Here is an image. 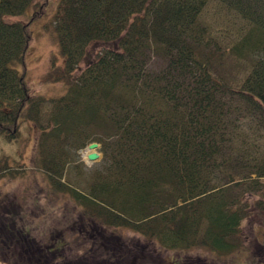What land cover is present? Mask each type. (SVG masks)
I'll return each mask as SVG.
<instances>
[{
    "label": "trees",
    "instance_id": "trees-1",
    "mask_svg": "<svg viewBox=\"0 0 264 264\" xmlns=\"http://www.w3.org/2000/svg\"><path fill=\"white\" fill-rule=\"evenodd\" d=\"M39 1L0 0V136L16 141L21 119L33 122L49 189L106 238L120 242L116 232L128 228L164 251L239 250L244 221L264 213V195L253 199L264 192V0H61L65 65L47 81L67 93L49 111L16 69L49 2ZM31 6L27 22L7 21ZM93 46L100 52L80 71ZM93 143L103 161L74 186L73 170L81 178L84 167L77 152ZM2 220L10 264L17 245L32 259L22 264H99L98 252L105 264L125 263L124 246L84 230L46 247L14 207H0Z\"/></svg>",
    "mask_w": 264,
    "mask_h": 264
},
{
    "label": "rangeland",
    "instance_id": "rangeland-1",
    "mask_svg": "<svg viewBox=\"0 0 264 264\" xmlns=\"http://www.w3.org/2000/svg\"><path fill=\"white\" fill-rule=\"evenodd\" d=\"M46 1L40 0L38 6H42ZM60 1L49 0L44 16L31 25L32 36L24 59L25 62L16 65V69L20 73H24L31 94L47 99L46 109L48 111L50 110L48 108L51 99L61 98L67 93L66 86L63 83L47 81L54 70L63 68L65 65V57L55 31V17ZM33 9V6H31L26 15L22 17L9 16L7 21L10 23L27 22ZM93 47L90 48L86 60L81 64L80 71L86 69L93 61L94 56L100 52L101 48L99 46ZM34 127L33 122H29L23 117L19 139L8 141L4 136H0V166L4 167V171L0 173V207L7 208L9 211L14 207L16 212L18 211L24 218V222L28 224L31 234L40 241L42 246L48 247L54 236L58 238L62 235L65 237H69L68 235L77 236L79 232L81 233L84 230L86 232L85 237L95 238L97 243L103 241L107 245L112 244L118 249L124 246L125 249L120 251L124 264H261L257 260L258 255H262L263 252L260 245H264L263 212L256 213L253 211L251 213L253 217L244 221L241 229L242 247L229 255H220L204 247L164 251L160 246L155 247L152 243V247L151 245L144 246L141 244L144 238L128 228H121L116 232L115 236L118 240L121 238V241L115 242L112 237L106 238L105 235H109L105 230L98 227L94 228L81 220L76 221L78 215L75 214L77 211L74 205L68 199L60 200L61 196L59 197V195L51 192L44 173L38 168V165L36 166L34 152L40 132ZM88 147L89 145L77 152L76 157L84 164V167L81 178L77 175L76 170H73L70 183H74V186H78L81 181V184H83V179L89 176V172L96 169L98 163L103 161L104 157L100 151V145L97 150H89ZM263 195L264 192L261 191L253 199L258 201ZM3 222L4 220L0 221V227L2 228H4ZM19 223L22 224L23 222L19 221ZM2 233L0 228V234L3 236ZM72 242L76 243L77 240L74 239ZM102 245L105 247L104 244ZM111 249L107 248L106 250L110 251ZM0 250L2 251L1 247ZM12 252V264H22V261L30 262L32 260L27 256V258H24L25 255L21 254L18 245L13 248ZM84 254L81 253L80 256ZM99 255L100 252L97 253L95 258L100 260L98 261L99 264H105L103 258H101L102 256ZM0 264H10V261L2 256L1 252Z\"/></svg>",
    "mask_w": 264,
    "mask_h": 264
},
{
    "label": "water",
    "instance_id": "water-1",
    "mask_svg": "<svg viewBox=\"0 0 264 264\" xmlns=\"http://www.w3.org/2000/svg\"><path fill=\"white\" fill-rule=\"evenodd\" d=\"M98 148H99V144L97 143L90 144L88 147L89 150H97ZM90 158L93 159L92 156H90Z\"/></svg>",
    "mask_w": 264,
    "mask_h": 264
}]
</instances>
